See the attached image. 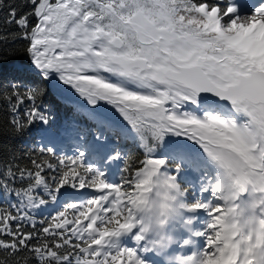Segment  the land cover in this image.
Returning a JSON list of instances; mask_svg holds the SVG:
<instances>
[{
  "label": "snow or ice",
  "instance_id": "obj_1",
  "mask_svg": "<svg viewBox=\"0 0 264 264\" xmlns=\"http://www.w3.org/2000/svg\"><path fill=\"white\" fill-rule=\"evenodd\" d=\"M28 2L32 9L18 13L13 7L7 23H15L30 42L32 64L48 87L59 95L63 86L75 90L92 106L74 104L77 112L97 128L74 123L71 131L80 141L75 155L59 156L45 145L41 160H32L34 170H20L19 178L29 180L16 192L22 207H61L39 222L47 226L31 248L36 237L21 231L19 222L35 229L37 221L28 212L0 209V250L16 255L27 249L39 264H145L151 253L137 243V231L122 237L119 247L106 241L131 227L126 219L141 188L139 174L156 165L170 174L168 165L178 161L202 174L203 199L192 203L193 213L203 209L208 217L197 228V242L203 238L206 245L198 248L202 264H264V0H250L247 12L238 0L226 6L218 0ZM12 87L4 99L16 130L34 123L50 130L51 115L39 103L45 89ZM105 104L131 125L146 153L163 145L160 158L149 156L134 176L116 182L105 174L108 161L120 156L112 155L100 130L116 131L101 115ZM46 170L55 175H44ZM179 171L170 175L178 179ZM5 175L16 174L9 169ZM68 189L77 197L86 189L97 194L78 203L63 199Z\"/></svg>",
  "mask_w": 264,
  "mask_h": 264
},
{
  "label": "trees",
  "instance_id": "obj_2",
  "mask_svg": "<svg viewBox=\"0 0 264 264\" xmlns=\"http://www.w3.org/2000/svg\"><path fill=\"white\" fill-rule=\"evenodd\" d=\"M219 3L222 6H226L228 2ZM13 7L18 13H27L33 6L28 0H0V209L10 211L13 215H22L18 202L20 197H17L16 192L26 188L29 180H21L19 172L22 169L34 170L32 160L35 159L37 162L41 160L42 154L39 152V149L45 145L50 146L44 142V134L62 135L64 130L74 123L89 129H96L97 126L94 121L89 120L82 112H77L73 103L66 102L67 100L60 98L54 90L48 87L47 82L38 73L29 68L31 59L27 48L30 47V42L20 35V29L15 23H7L9 19L7 14ZM36 22L37 18L32 17L31 26H35ZM13 34L16 35L13 36ZM13 85H18V90L21 92L26 91L28 86H41L45 89V93L39 103L51 115L50 130L46 131V129H49V126L40 123H34L32 126L19 132L16 130L15 125L12 123L13 113L4 99L5 96L11 95ZM26 103L28 102L26 101ZM23 110V107H21V118ZM112 127L116 129L112 137L119 136L121 138L123 136L121 128L117 126ZM88 138L90 139V133ZM149 143L154 144L155 142L150 139ZM155 147L156 153L163 151V145H155ZM113 149L114 151H122L123 153V165L119 178L122 176H134L135 171L143 166L142 161L148 158L147 153L141 147L138 135L135 138L125 137L121 143H114ZM57 154L59 156H73L62 154L58 151ZM48 159L50 162L58 164L56 158L48 157ZM125 168L128 169L127 172ZM171 168L175 169L176 166H171ZM9 169L16 174L14 179L6 177L5 174ZM44 175H55V172L46 170ZM178 181L182 184L180 179ZM182 186L184 187L183 184ZM124 187L127 188L128 185H124ZM68 191L74 190L68 189ZM187 191L189 192V190ZM66 200L71 199L66 198ZM188 202L194 203L191 200H188ZM60 207L61 205L59 204L49 203L47 209L34 213L32 218L37 221L35 229L27 221L19 222L21 231L33 232L34 237H36L29 242V248L38 246L40 243L39 237L44 235L40 229L47 226V224L39 222L47 221L60 210ZM12 226L15 229L17 223L12 222ZM4 238L11 239V237L7 236ZM48 240L51 242L50 237ZM25 258H27L28 264H39L35 254L27 249L22 250L16 255L10 254L7 250H0V262L2 264H16L17 261H19V264H24Z\"/></svg>",
  "mask_w": 264,
  "mask_h": 264
},
{
  "label": "clouds",
  "instance_id": "obj_3",
  "mask_svg": "<svg viewBox=\"0 0 264 264\" xmlns=\"http://www.w3.org/2000/svg\"><path fill=\"white\" fill-rule=\"evenodd\" d=\"M141 185L126 219L130 228L109 238L106 243L119 247L121 238L137 231L145 250L159 258L161 264H202L196 238L202 233L196 227L194 205L186 199L187 189L163 166H151L137 178ZM199 203V202H197ZM193 250L185 254L183 248ZM145 264H155L145 261Z\"/></svg>",
  "mask_w": 264,
  "mask_h": 264
},
{
  "label": "rangeland",
  "instance_id": "obj_4",
  "mask_svg": "<svg viewBox=\"0 0 264 264\" xmlns=\"http://www.w3.org/2000/svg\"><path fill=\"white\" fill-rule=\"evenodd\" d=\"M219 2H224V1H227V2H231V0H218ZM31 57V55H30ZM31 67L35 69L34 65L32 64V58H31ZM56 92V91H55ZM63 92H64V95H59L57 92V94L59 95L60 98L64 99V100H67V101H71L73 104H76L78 105L79 107H82L83 109H91L92 106L88 105L87 104V101L84 100V98L80 97L78 93L75 92V90H72L70 89L68 86H63ZM99 107V106H97ZM101 115L103 116V118L107 121L108 124L112 125V126H117V127H120L121 130H123L122 134L123 136L120 137H113L114 139L117 140V143H121L122 140L125 138V137H130V138H135L136 137V133L134 132V130L131 128V125H129L127 123V121H125L123 119L122 116H120V114L114 109L112 108L111 106L105 104L104 107H103V112L101 113ZM71 130V129H70ZM69 131V130H68ZM67 130L65 131L64 133V137L65 136H68L67 133H71L72 134V131L68 132ZM101 131H103L106 135L107 140L106 142L108 143H111L110 141V136H113V131H111L109 133V130L108 128H103L101 129ZM94 134V133H92ZM107 134H109L110 136H108ZM60 138L59 136H48L47 138V141L50 140V142L48 143L45 139L44 142H46L48 145L50 146H54L55 150H59L63 153H70L69 152V149L65 150V149H61L60 145H58V139ZM64 137H61V139L65 140ZM93 138V136H92ZM91 138V139H92ZM71 141H75V142H78V146L80 144V141L78 140V138L76 136H72L71 137ZM195 148L201 153L203 154V150L199 148V145H195ZM76 149H74L72 152L73 154L75 155L76 154ZM120 152V156L117 158V161L118 163L120 164L118 166V171H116L114 174L112 172V170H110L111 168L108 167L105 169V174L106 176H108V178L114 182L116 181H120L119 179V167L122 166V162H123V157H122V151H119ZM159 155V153H153V154H149V156H151L152 158H157V156ZM86 156H87V153H86ZM173 164V165H172ZM170 166V167H169ZM172 167H175V169L171 168ZM178 166H182L183 169H180L179 171V175H178V179H180L182 181V184L184 185V188H186L187 190H191V192H188L186 193V199L187 200H191L192 202H195L196 199H203L202 196H200V182H201V173L200 172H197L195 170H191V169H188L186 167H184L183 165H181L178 161H174V162H171L169 165H168V168H169V171H170V174H176V169ZM173 169V170H172ZM196 179V180H195ZM81 192L84 193L83 197H77L75 196V192H65V195L63 197L64 200H66V197L67 198H71V199H75L76 202H80L81 199H87V198H91L93 197L94 195L97 194V190L96 189H86V190H80ZM19 204H20V210L22 212V215H24L25 212H28V214L32 217V215L34 213H38L44 209H47L48 205L46 206H43L41 207L40 209H27V208H24L22 207V201H21V198H19L18 200ZM203 210V209H201ZM203 214L205 217H201L200 219H197V223H199L198 221L200 222H203L204 224L207 222V214L206 212L203 210ZM199 229H203L202 228H199ZM204 247H206L205 243H203L202 245V248L203 249Z\"/></svg>",
  "mask_w": 264,
  "mask_h": 264
},
{
  "label": "bare ground",
  "instance_id": "obj_5",
  "mask_svg": "<svg viewBox=\"0 0 264 264\" xmlns=\"http://www.w3.org/2000/svg\"><path fill=\"white\" fill-rule=\"evenodd\" d=\"M240 1H242V0H238L239 3H240ZM70 135H71V134H70ZM157 158H160L159 155L157 156ZM117 169H118V164H117L116 162L113 161V164H112V172H113V174H114L116 171H118ZM199 185H201V182H200ZM192 215H194L195 217H197V219H200L201 217H205L204 214H203V210H201V209H200V210H197V211H196L195 213H193ZM201 223H202V222H201ZM196 227H198V226H196ZM128 243H129L130 246H134V242L129 241ZM203 243H204L203 238H198V242H197V244H198V248L201 249ZM183 251L185 252V254L190 253V248L187 247V246H185V247L183 248ZM142 255H144V254H142ZM148 258H149L151 261H154L155 264H161V261L159 260V258L156 257V256H154V255H152V254H148Z\"/></svg>",
  "mask_w": 264,
  "mask_h": 264
},
{
  "label": "water",
  "instance_id": "obj_6",
  "mask_svg": "<svg viewBox=\"0 0 264 264\" xmlns=\"http://www.w3.org/2000/svg\"><path fill=\"white\" fill-rule=\"evenodd\" d=\"M250 2V0H242V3L241 4H243L244 5V7H243V9H242V11H244V12H247L248 11V3ZM34 72H37L38 73V71L36 70V69H34V68H31Z\"/></svg>",
  "mask_w": 264,
  "mask_h": 264
}]
</instances>
